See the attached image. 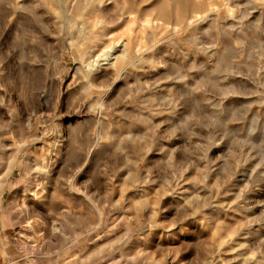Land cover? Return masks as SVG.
Wrapping results in <instances>:
<instances>
[{
    "label": "rangeland",
    "instance_id": "374dc122",
    "mask_svg": "<svg viewBox=\"0 0 264 264\" xmlns=\"http://www.w3.org/2000/svg\"><path fill=\"white\" fill-rule=\"evenodd\" d=\"M0 264H264V0H0Z\"/></svg>",
    "mask_w": 264,
    "mask_h": 264
},
{
    "label": "bare ground",
    "instance_id": "6f19581e",
    "mask_svg": "<svg viewBox=\"0 0 264 264\" xmlns=\"http://www.w3.org/2000/svg\"><path fill=\"white\" fill-rule=\"evenodd\" d=\"M94 61H92V63H93Z\"/></svg>",
    "mask_w": 264,
    "mask_h": 264
}]
</instances>
